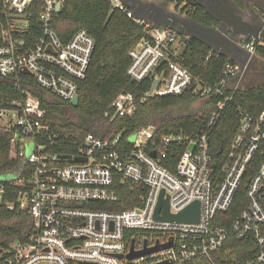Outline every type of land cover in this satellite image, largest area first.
I'll list each match as a JSON object with an SVG mask.
<instances>
[{"label":"built area","instance_id":"obj_1","mask_svg":"<svg viewBox=\"0 0 264 264\" xmlns=\"http://www.w3.org/2000/svg\"><path fill=\"white\" fill-rule=\"evenodd\" d=\"M65 1L0 0V80H11L24 94L21 99L0 100V127L15 129L21 165L10 182L18 186L17 201L33 219L27 240L0 247V264H218L214 253L233 239L249 241L255 253L226 264H264V110L258 116L241 113L236 136L220 165L209 144L221 112L264 49V39L235 41L236 56L242 59L227 55L220 77L207 82L170 61V52L182 36L177 30L138 17L123 0H110L112 8L143 28V37L130 52L128 75L137 82L151 80V88L160 80L142 100L192 93L216 97V109L194 134L167 133L155 141V128L149 125L136 132L132 148L124 151L118 146L120 136L110 140L88 133L74 153H61L53 148L59 136L43 121L46 110L37 87L47 96L71 102L79 95L78 81L86 77L95 48V39L86 29L77 30L66 42L58 35L55 17ZM136 106L135 95L122 91L107 115L113 119L132 115ZM174 146L184 147L176 171L164 164ZM257 158L262 162L246 185L248 205L229 225L221 223L219 215L231 208ZM118 181L146 189L141 205L123 210L89 206L118 202ZM162 191L172 214L199 201V221L156 219ZM6 194L7 188L0 184V205ZM132 243L136 252L171 246L129 259Z\"/></svg>","mask_w":264,"mask_h":264},{"label":"trees","instance_id":"obj_2","mask_svg":"<svg viewBox=\"0 0 264 264\" xmlns=\"http://www.w3.org/2000/svg\"><path fill=\"white\" fill-rule=\"evenodd\" d=\"M175 2L176 0H165ZM181 1V0H180ZM1 4V3H0ZM1 11V5H0ZM197 20L210 24L216 20L203 9H197ZM54 28L60 38L66 42L80 29H86L95 39V48L89 64L87 75L78 81L79 104L47 96L37 87L42 106L46 110L44 123L59 136L54 150L61 153H74L77 143L86 134L93 133L103 139L113 140L120 136L118 146L130 151V136L142 128L153 125V140L157 141L167 133H197L216 109V97L202 98L192 93L166 96H150L142 100L151 88V80L137 82L127 71L131 65L130 52L143 37V28L127 14L112 8L110 0H66L61 11L56 15ZM184 48L181 53L170 52V61L187 68L193 76L207 82H215L221 75L222 68L228 60L226 54H217L207 43L196 37L183 36ZM264 57V49L259 50ZM30 84L32 78L27 76ZM35 86V85H34ZM131 92L136 97V110L132 115L112 118L111 104L122 92ZM24 98L21 88L11 80H0V100ZM201 101V105H193ZM71 110L77 118H70L66 110ZM264 110V83L239 87L233 92L221 116L210 134V152L214 160L221 164L226 156L239 128L241 113L258 116ZM19 144L14 128L0 127V174L16 172L20 168L17 155ZM182 146H174L170 157L164 164L176 171V164ZM222 151V153H220ZM262 161L257 158L250 167L243 186L236 195L231 208L219 215L220 222L229 225L232 219L248 205L246 185ZM5 185L7 194L0 205V247L10 241H25L32 232L33 219L26 206L17 201L18 186L10 181H0ZM119 201L116 203H90L97 209L123 210L141 205L140 196L146 189L118 181ZM14 204L12 208L8 205ZM222 219V221H221ZM249 241L231 240L224 249L214 253L215 261L220 264L252 257L254 251L249 248Z\"/></svg>","mask_w":264,"mask_h":264},{"label":"flooded vegetation","instance_id":"obj_3","mask_svg":"<svg viewBox=\"0 0 264 264\" xmlns=\"http://www.w3.org/2000/svg\"><path fill=\"white\" fill-rule=\"evenodd\" d=\"M128 4H133L137 2L139 4V10L142 13H147L152 15V21H165L164 15L169 11L167 9V1L165 0H125ZM175 5V8L172 9L175 15L183 18V22L187 23V26H190L191 20L203 24L205 26L214 27L220 31V37L223 40L234 43L237 40L243 38H254L251 36L257 35L258 38L264 39V0H176L171 2ZM203 9L206 13L207 10L217 13L222 17L227 19L238 16L241 20L250 24L249 28L240 27L242 31L245 30L246 35L236 32L235 26H232L228 22L218 21L212 14L211 15L215 22H211L209 25L205 24L196 19L195 16H199L197 9ZM170 12V11H169ZM259 67H264V61L260 64ZM254 66L252 62L249 70ZM253 78H260V72H256L252 75ZM264 81V77H263Z\"/></svg>","mask_w":264,"mask_h":264},{"label":"water","instance_id":"obj_4","mask_svg":"<svg viewBox=\"0 0 264 264\" xmlns=\"http://www.w3.org/2000/svg\"><path fill=\"white\" fill-rule=\"evenodd\" d=\"M125 1V0H123ZM126 2V1H125ZM131 8L136 10V14L138 17H146L148 19L152 20V15L151 14H147V13H142L138 12V10L131 5ZM207 13L212 14L218 21L221 22H228L229 24H231L232 26H235V31L241 34L246 35L245 30L242 31L240 27H250V24H248L247 22L241 20L240 17H236L233 15V18L227 19L225 17L220 16L219 14H217L216 12L213 13L209 10H207ZM180 16L175 15V13L173 12H166V14L164 15L165 21H153L155 23V25H160V26H167V27H171L175 30H177L181 35H186L188 37H196L200 40H202L203 42L207 43L210 47H212V49L217 50L222 52L223 54L226 55H231L232 57H237L236 55L239 53V49L235 46L234 43H231L229 41L223 40L219 35H220V31L217 30L214 27H209V26H205L203 24H199L198 22L191 20L190 22V26H187V23H185V21L183 22V18H179ZM254 38H258L257 35L251 36ZM25 73H29L27 70L24 71ZM160 80H156L152 86V90L155 88L156 84L159 82ZM79 100L80 97L79 95H77L75 98H73L71 100V104L74 106H77L79 104ZM202 127V125L200 126ZM191 148H194V146H191ZM222 153V151L220 152ZM152 156L156 157V153L152 152ZM64 157H68L70 158V155H65ZM77 160H81V161H87V158H81V157H76ZM215 167V165H214ZM154 217L156 219L159 220H170V221H185V222H198L199 221V217H200V202L199 201H194L192 204H190L186 209H184L183 211H181L178 214H172L170 212V207H169V200L168 198H164V191H162L161 195H160V200L158 203V206L156 208L155 211V215ZM170 244L167 245H158L154 248H150V249H146L144 251H139L136 252L134 251V243H132L131 249L132 252L130 254H128V258L129 259H133L136 257H140L142 255H144L145 253H151L154 251H158L161 250L163 248L166 247H170ZM120 257H122V255H120ZM80 264H99V263H93V262H87V261H82ZM158 264H171L168 261H164Z\"/></svg>","mask_w":264,"mask_h":264},{"label":"rangeland","instance_id":"obj_5","mask_svg":"<svg viewBox=\"0 0 264 264\" xmlns=\"http://www.w3.org/2000/svg\"><path fill=\"white\" fill-rule=\"evenodd\" d=\"M170 8L171 9H174L175 8V5L174 4H170ZM183 36H181V38H179L178 42L175 44L174 46V51H176L177 53H181L183 48H184V41H183ZM228 56H231V55H228ZM232 57V56H231ZM234 58V57H233ZM235 59H242V58H239V57H235ZM264 61V57L260 56V55H257L253 62H254V66L247 71V73L245 74V76L242 78V80L239 82V86L240 87H248V86H251V85H256V84H259V83H264L263 81V77H264V67H259L258 63L260 64L261 62ZM256 72H260V78H253L252 75H254ZM202 103L201 101H198L196 102L193 106L194 107H198L200 106ZM66 113L67 115L72 118V119H76L77 116L75 113H73L71 110H66ZM130 141L132 142H135L137 140V134L136 133H133L131 136H130ZM31 144L28 145V153L31 152ZM16 173L15 172H8V173H4V174H0V181H5V180H8V181H12L16 178Z\"/></svg>","mask_w":264,"mask_h":264},{"label":"crops","instance_id":"obj_6","mask_svg":"<svg viewBox=\"0 0 264 264\" xmlns=\"http://www.w3.org/2000/svg\"><path fill=\"white\" fill-rule=\"evenodd\" d=\"M170 4H173V3H170V2H167V9H169V11H173L171 8H170ZM137 10H138V12H139V4L137 3V2H134L133 4H132ZM242 80V79H241ZM240 80V81H241Z\"/></svg>","mask_w":264,"mask_h":264}]
</instances>
